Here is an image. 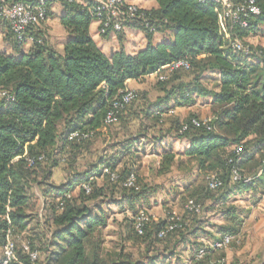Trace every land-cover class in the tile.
Here are the masks:
<instances>
[{"label":"trees","instance_id":"trees-1","mask_svg":"<svg viewBox=\"0 0 264 264\" xmlns=\"http://www.w3.org/2000/svg\"><path fill=\"white\" fill-rule=\"evenodd\" d=\"M155 1L157 7L144 9L145 21L127 24L144 32L148 40L136 54L121 49L106 55L101 50L90 32L95 19L86 0L61 2L60 24L68 34L62 53L51 45L43 27L53 15L50 1L46 21L28 30L33 42L27 49L26 40L16 39L4 24L12 49H0V90L12 98L0 97V264L9 237L15 243L16 259L8 264H173L181 246L191 251L190 264H226L225 249H207L197 256L206 238L232 235L241 242L245 217L231 199L237 193L264 191V47L255 49L247 42L250 36H264V0H254L260 13H250L246 27L229 26L231 38L220 33L214 3ZM230 1L242 5L249 0ZM157 33L164 39L154 41ZM235 38L249 45L251 52L236 50ZM182 59L189 61V70L164 69ZM161 74L165 79H159ZM151 75L156 76L160 92L155 101L133 89L130 103L114 107L130 89L129 81L141 82ZM210 76H214L213 89L204 85ZM198 98L210 99L208 125H194L192 119L201 120L195 114L185 119L174 114L175 108L191 107ZM112 110L116 120L108 123ZM74 132L88 136L71 138ZM150 135L154 148L161 149L157 152L161 174L170 172L182 156L197 169V177L183 191L184 213L169 212L162 220L145 208L155 191H149L138 172L140 143ZM167 137L185 139L189 145L178 152L172 141L164 143ZM99 138L106 143L102 149L96 146ZM237 147H243L240 155ZM29 159H35L32 165ZM63 164L69 181L56 185L55 169ZM233 166L242 180L232 182ZM211 172L222 180L216 190L206 179ZM132 176L133 185H127ZM77 186L80 191L74 195ZM36 189L52 204L51 232L38 219V232L30 233ZM105 198L121 213H131L127 240L144 245L148 252L159 245V254L145 261L133 260L123 250L106 251L102 230L107 213L87 204ZM190 200L201 206L200 213L187 207ZM142 210L149 221L140 234L135 225ZM206 212L222 217L221 224L212 225L215 231L205 228ZM173 216L179 220H172ZM171 225L174 228L169 230ZM35 251L38 258L32 260L30 252Z\"/></svg>","mask_w":264,"mask_h":264},{"label":"rangeland","instance_id":"rangeland-1","mask_svg":"<svg viewBox=\"0 0 264 264\" xmlns=\"http://www.w3.org/2000/svg\"><path fill=\"white\" fill-rule=\"evenodd\" d=\"M52 25L51 29L54 31V38L52 41L55 43V47H57L58 44L62 43L63 35L58 31L59 26L57 20L53 22ZM43 27L45 28L46 26L44 25ZM247 42L255 49L264 47V36H250ZM28 47L29 46H26L25 49ZM214 76H210L211 78L204 82V85L209 89L214 88L212 83ZM158 88L156 76H150L134 90L145 93L148 101H155L160 95ZM209 101V98H198L195 105L191 107L175 108L174 114L180 119H185L192 114L197 115L201 119L207 118L212 114ZM152 137L153 136L150 135L149 139L141 140L138 172L143 182L148 185L149 191H155L149 195V204H145V208L155 219L162 220L167 217L169 212H173L177 215L184 213L185 200L183 199V191L185 185L189 184L197 177V169L193 162L182 156L177 158L170 172L161 174L159 168L160 157L157 153L158 151L161 152V149L154 148L155 143ZM167 141L173 142L169 137L165 138L164 143ZM105 144L104 139L99 138L96 146L102 149L105 147ZM186 146L187 142L184 139L174 142V149L178 152L184 151ZM69 175L70 173L63 164L55 169L52 181L56 185L67 184L70 177ZM79 191L80 188L77 186L72 193L77 195ZM109 200L111 199L105 198L87 203L94 209H96V207H102L107 213L108 223L102 230L104 238L103 245L106 251L119 252L123 250L124 253L131 255L133 260L145 261H147L149 257L159 254V250H157L161 249L159 245H156L155 249L148 252L144 245L127 240L129 218L132 217L131 213H121L119 207L116 204H111ZM231 200L236 206L243 210L245 219L242 227L241 242L238 245H230L224 251L226 264H264V191L258 189L257 191L237 193ZM30 211L35 219L30 226V233L38 232V219L46 223L49 232L54 229L51 223L53 212L52 204L50 201H46L45 198H43L40 189H36V195ZM203 219L205 220L204 225L207 231H215L212 225H219L222 223V217L219 214L210 212H206L203 215ZM206 241L210 240L206 238ZM182 248L183 246L178 248L173 259V264H190L191 251L188 249L182 250Z\"/></svg>","mask_w":264,"mask_h":264},{"label":"built area","instance_id":"built-area-1","mask_svg":"<svg viewBox=\"0 0 264 264\" xmlns=\"http://www.w3.org/2000/svg\"><path fill=\"white\" fill-rule=\"evenodd\" d=\"M51 3L68 1L72 2L74 0H27L21 1H8L0 0V23L7 24L11 29L16 39L19 41L26 40L27 43L33 42V38L27 36L28 30L36 26H40L47 19V8L46 2ZM87 3L92 5V13L94 19L99 23V33L101 35L107 34H119L123 33L127 28V24L134 21H145L146 15L144 12V7L130 3L128 0H86ZM202 3H214L216 5V11L219 13V27L220 33L226 35L227 38H231L230 25L231 24H241L246 27L247 20L246 17L251 14H259L260 9L255 4L254 0H249L242 5H235L230 0H199ZM230 26V27H229ZM232 46L236 50L244 51L249 54L250 46L246 45L244 41L239 38H235L232 41ZM191 65L188 60H178L169 65L164 66L167 72H172L178 69L189 70ZM166 75L161 74L159 79H165ZM0 97H5L6 99L12 98V96L5 90H0ZM135 98V92L133 89H126L121 101H116L114 104L115 108L123 107V105L130 103ZM108 123H113L116 120V113L114 110L110 111L106 118ZM194 125H208L209 119H192ZM187 125H184L183 129H186ZM80 136H88L86 134H79L77 132L72 133L71 138H77ZM237 154L240 155L243 152V147H237ZM42 157H40L41 159ZM35 159H29V164L32 165ZM107 171V170H105ZM208 186L211 190H216L222 186V180L220 179L217 172H211L206 177ZM232 182H237L243 179L239 169L233 166L231 170ZM134 176H132L127 185H133ZM245 182L250 181V178H244ZM86 190L89 191L90 187L85 186ZM190 210H194L200 213L201 206L197 205L194 200H190L187 204ZM172 220H179V217L173 216ZM149 221V214L142 210L136 220V230L141 234L143 233L144 225ZM174 226H170L169 230L173 229ZM165 232L159 234L163 237ZM234 241L239 243V239L232 235H223L218 239L205 241V245L200 247L197 256L201 257L204 255L207 249L212 250H223L228 248ZM25 249L30 251L29 247L26 246ZM32 260L38 258V253L30 252ZM13 259H16L15 243L9 237L7 244L4 248V264H8Z\"/></svg>","mask_w":264,"mask_h":264},{"label":"crops","instance_id":"crops-1","mask_svg":"<svg viewBox=\"0 0 264 264\" xmlns=\"http://www.w3.org/2000/svg\"><path fill=\"white\" fill-rule=\"evenodd\" d=\"M79 1H83V0H79ZM128 1L130 3L138 4L146 9H151L158 6V3L155 0H128ZM51 12H53V15L49 17V19L44 23V25L47 27L46 31L48 33L49 41L51 45L55 47V43L52 41V39L54 38V31L51 28L53 26L52 25L53 22H55L56 20L58 21V26H59L58 31L62 33L63 41L62 43L58 44V46L55 48L60 53H62L64 44L68 38V34L66 30L60 24V16L63 13L62 3L61 2L53 3L51 5ZM90 32L94 41L97 43V45L106 55H111L113 52L121 49H123L128 54H136L139 50L144 49L148 44V40L146 38L145 33L133 28H127L123 33L120 34H110L108 36H103L99 33V23L96 20L92 22L90 27ZM6 34H7V28L5 27L4 24L0 23V49L9 52L11 51L12 48L10 43H8L6 40ZM164 37L165 35L161 33H157L154 37V41H161L164 39ZM26 46H30V45L27 44ZM151 76H155V75H151ZM147 78H145V80ZM142 82L144 81L140 82V81L131 80L128 82V87L130 89L138 88V86ZM171 140H173V144L174 142H176V140L174 139ZM186 142H187V146H186L187 148L189 142L187 140Z\"/></svg>","mask_w":264,"mask_h":264}]
</instances>
